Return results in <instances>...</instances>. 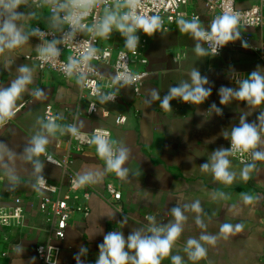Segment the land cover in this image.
Returning <instances> with one entry per match:
<instances>
[{"label": "crops", "instance_id": "obj_1", "mask_svg": "<svg viewBox=\"0 0 264 264\" xmlns=\"http://www.w3.org/2000/svg\"><path fill=\"white\" fill-rule=\"evenodd\" d=\"M260 5L264 16V0H236L235 7L245 10ZM32 10V9H22ZM39 19H29L25 28L39 24L46 27L47 12ZM196 12L203 14V4L199 3ZM206 26L207 18L201 17ZM241 39L224 45L221 55L212 58L209 55L197 56L194 47L196 41L181 33L179 28H172L165 33L148 37L143 56L146 65L135 64L134 69L148 73L140 96L136 97L129 86L118 89V99L108 105L110 115L87 117V99L79 95L80 83L76 78L64 79L51 73L38 72L34 58L36 45L41 43L31 37L27 45L18 50L14 63L5 70L0 63V85H7L17 75L16 69L22 64L35 66L34 83L30 92L42 88L46 96L37 99L25 94L18 104H23L16 116L10 121L0 123V140L17 152L22 151L30 138L42 131L43 110L46 105L58 109L61 126L74 123L80 131L90 132L94 129L109 130L114 140L129 149V159L124 165L128 169L125 178L114 173L105 174L104 162L96 153L86 150L82 154L70 155L73 158L71 169L81 175L92 172L94 179L83 185L89 194L87 216L74 214L70 221L64 240L60 243L59 264H76L74 256L81 246L88 248V253L81 257L82 264H95L98 245L103 242V234L113 230H122L127 236L138 228H146V216L156 217L158 224L172 221V207H181L187 217L182 236L175 243L172 254L181 255L185 264L189 261L183 248L189 237H199L202 231L217 236L215 244H205L207 256L198 264H261L264 255V160H257L256 169L251 179L242 182L239 173L243 164L231 156V170L236 173L232 185L214 181L211 173L202 172L200 165L209 162L212 152L218 148H228L224 133L239 125L240 117L245 113L249 123L256 122L261 109H252L243 102L231 100L226 105L220 104L221 86L236 88L237 81L246 79L254 70L264 72V61L257 58L256 50L264 43V21L257 28H239ZM248 36V40H245ZM249 47H242L241 41ZM102 45L116 51L124 49L123 38L113 33L108 40H101ZM101 74L111 77V68L100 64ZM197 69L206 76L212 94L200 105L184 103L179 99L171 102V111L161 109L159 101L151 104L145 101L152 89H157L161 98L167 94L169 87L178 86L181 80L190 82L188 73ZM215 103L222 109V115L211 110ZM264 107V106H262ZM124 116L123 126L115 125V118ZM68 134L58 130L49 137L48 153L55 158L68 155L66 141ZM59 142V145L57 144ZM43 160V156L40 158ZM44 161V160H43ZM45 164L43 175L51 182L57 183L61 170ZM21 180L14 188L0 184V208L12 205L11 193L20 196L25 209V226L20 229L0 227V264H38L35 248L47 240V228L38 211L39 195L34 185L37 175L31 165H19ZM107 179H111L121 190L122 199L115 205L109 204L102 193ZM79 190V191H80ZM258 197L253 204H244L241 193ZM75 194H78L75 193ZM199 201L202 213H195L191 205ZM200 215L206 224L205 229L196 225ZM127 218V224L121 229L120 221ZM230 223L242 224L239 232L221 233L220 225ZM6 253L2 257L1 254ZM162 264H171L170 257Z\"/></svg>", "mask_w": 264, "mask_h": 264}, {"label": "clouds", "instance_id": "obj_2", "mask_svg": "<svg viewBox=\"0 0 264 264\" xmlns=\"http://www.w3.org/2000/svg\"><path fill=\"white\" fill-rule=\"evenodd\" d=\"M186 2V0H184ZM32 9V10H22ZM47 10L46 28L52 33L51 40L46 38L45 31L40 27L25 28L29 19H39L43 15L41 10ZM179 31L190 35L195 43L194 51L197 56L216 55L221 47L241 39L239 26L241 15L237 11L223 12L214 17L207 27L203 26L199 16L187 18L180 14L176 20ZM163 28L162 17L155 12L150 13L145 8V0H0V63L7 70L14 63V56L30 41L31 37L38 38L41 43L36 45L39 66H56L61 56V47L72 46L73 55L62 64V72L66 77H76L83 80L95 71L92 62L99 59V49L95 46L96 40H108L113 33H118L124 41V48L135 53L140 45V33L152 37ZM59 33V37H56ZM81 37L77 41V37ZM87 37V39H83ZM242 47H249L246 41H241ZM205 45L207 47H205ZM107 57L108 53L105 52ZM14 79L5 85H0V123L13 119L23 104H18L25 94H31L37 99L46 96L45 89L35 88L30 92L34 83L35 66L22 64L17 69ZM190 82L181 80L178 86L169 87L167 94L162 98L157 89H152L145 101L151 104L159 101L161 109L171 111V102L179 99L193 105L203 104L212 94L211 87H206L209 80L206 76L193 68L189 73ZM114 82L128 85L133 82L130 74L118 72L113 77ZM238 87L221 86L219 89L220 104L226 105L231 100L243 102L252 109H261L256 122L249 123L245 113L240 117L239 125L225 132L229 139V148L215 149L209 162L200 165L202 172L211 173L214 181L232 185L236 181V173L231 170L230 156L237 153L249 154L252 163L241 161L244 165L239 173L242 182L251 179L256 169L254 161L264 160V72L252 71L246 79L237 81ZM105 100H115V93H109ZM94 105H89L88 111H93ZM211 110L222 115V109L215 103ZM42 131L34 134L22 151L12 149L7 142L0 140V184L14 188L19 185L21 176L19 165H31L32 171L38 180L46 179L43 175L45 167L43 156L48 163H56L54 157L48 153L49 137L59 130L72 137L80 135V129L75 124L58 125L54 118L41 123ZM95 146L98 157L104 162L105 174L114 173L125 178L128 169L124 167L129 159V149L119 146L108 132H95L90 139ZM80 184L92 182L94 174L86 172L76 177ZM244 204H253L258 197L248 193L240 194ZM191 210L197 214L203 209L197 200L191 205ZM172 221L167 224H158L156 217L146 216L148 226L131 231L125 236L122 230H113L103 234V242L98 245V256L95 264H162L169 258L171 264H185L181 255H173L175 243L184 232L187 221L184 210L175 206L171 209ZM196 225L205 229L206 224L200 215L196 217ZM121 229L127 224V218L120 221ZM242 224L220 225L221 233L239 232ZM217 236L202 231L199 237H189L183 248L189 261L198 264L207 256L205 244H215ZM88 253V248L81 246L79 253L74 256L76 264H82L81 257Z\"/></svg>", "mask_w": 264, "mask_h": 264}, {"label": "built area", "instance_id": "obj_3", "mask_svg": "<svg viewBox=\"0 0 264 264\" xmlns=\"http://www.w3.org/2000/svg\"><path fill=\"white\" fill-rule=\"evenodd\" d=\"M236 0H145V8L150 12L158 13L163 20V28L158 33H165L170 31L172 28L178 27L176 20L180 14H184L187 18H191L193 15L203 16L207 18L205 24L207 27L210 25L212 19L223 12L237 11L241 15V23L239 28H257L260 27L264 21L261 6L254 5L245 10H239L235 7ZM203 4V14L196 12L199 3ZM46 10V9H44ZM47 12V10H46ZM33 27H40L45 31L46 38L51 40L53 38L52 33L46 28L39 24H35ZM59 37V33L55 34ZM140 45L135 53L129 52L125 48L118 50L115 54H112L111 49L102 45L101 40L95 41V46L100 50L98 53L99 59L94 60L95 71L85 77L83 80H78L80 83L79 95L81 98L87 99V108L85 115L87 117H94L100 115L102 117H108L110 112L108 105L114 104L118 99V89L124 86H129L136 97L140 96L141 88L148 73L144 70H135L134 65L140 64L141 66L146 65V60L143 56V52L146 49L148 43V37L143 33H140ZM38 39V38H37ZM81 37H77L79 41ZM87 39V37H83ZM39 40V39H38ZM245 40H248V36H245ZM61 47V56L56 66L44 65L39 66L37 55L31 59L40 73H51L61 78L69 79L62 72V64L67 62V58L73 55L72 46ZM205 47H207L205 45ZM224 46L221 47L216 55H209L212 58H217L221 55ZM107 52L108 56L105 57L104 53ZM257 58L260 61H264V43L256 50ZM105 64L111 68V77L107 78L103 76L98 68V65ZM123 72L130 74L133 77V82L128 85H122V83H116L113 77L118 73ZM76 78V77H72ZM77 79V78H76ZM109 93H115V100H105ZM94 105L93 111H88L89 105ZM49 118H54L56 123L60 124V115L58 109L52 105H46L43 110V121ZM126 123L124 116H117L115 118L116 126H123ZM74 124V123H69ZM95 132H108L105 129H94L90 132L80 131L78 137H72L68 134L66 141L68 155L61 158H55L56 163H48L46 158L43 160L46 164L52 165L61 170V178L57 183L51 182L49 179L34 181V185L38 191L40 198L38 211L42 215L45 223L48 225L46 230L47 240L44 243H40L35 248V255L38 264H59L61 247L60 243L65 238L66 229L72 220L74 214H82L87 216L89 208L87 202L89 200V194L83 190V184H80L76 177L78 176L72 169L71 165L73 158L71 155L82 154L86 150H91L96 153L94 145H91L90 139ZM112 137V136H111ZM59 145V142L57 143ZM228 148L230 147V141H227ZM70 153H72L70 155ZM97 154V153H96ZM236 162L246 161L252 163L249 154L245 153L240 155L237 153L231 156ZM255 162V161H254ZM81 189V190H80ZM80 190V191H79ZM78 194H75L77 193ZM12 205L8 208H0V227L20 229L25 226V209L23 206L22 199L18 196L14 190L11 193ZM103 198L107 203L115 205L122 199V192L120 188L111 180L107 179L104 184V190L102 193ZM2 257L6 256V253L1 254ZM260 263L264 264V255L260 258Z\"/></svg>", "mask_w": 264, "mask_h": 264}]
</instances>
